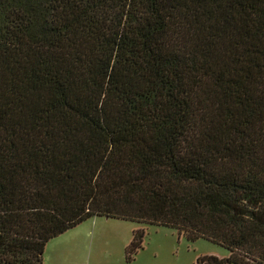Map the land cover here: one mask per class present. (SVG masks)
Here are the masks:
<instances>
[{"label":"trees","instance_id":"trees-1","mask_svg":"<svg viewBox=\"0 0 264 264\" xmlns=\"http://www.w3.org/2000/svg\"><path fill=\"white\" fill-rule=\"evenodd\" d=\"M94 215L264 264V0H0V264Z\"/></svg>","mask_w":264,"mask_h":264},{"label":"rangeland","instance_id":"rangeland-1","mask_svg":"<svg viewBox=\"0 0 264 264\" xmlns=\"http://www.w3.org/2000/svg\"><path fill=\"white\" fill-rule=\"evenodd\" d=\"M142 227V245L132 259L124 258L131 232ZM227 255V250L204 238L188 240L163 225L94 215L48 239L42 264H194L198 255Z\"/></svg>","mask_w":264,"mask_h":264}]
</instances>
